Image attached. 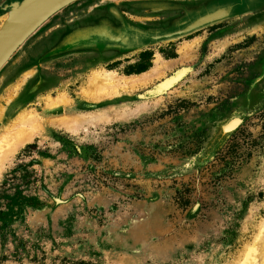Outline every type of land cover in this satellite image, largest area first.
<instances>
[{
  "label": "rangeland",
  "instance_id": "rangeland-1",
  "mask_svg": "<svg viewBox=\"0 0 264 264\" xmlns=\"http://www.w3.org/2000/svg\"><path fill=\"white\" fill-rule=\"evenodd\" d=\"M20 1L0 0V25ZM262 4L76 0L38 26L0 68V124L22 108L45 115L57 93L101 108L79 96L92 69L129 75L157 52L175 64L109 101L125 119L50 126L15 153L0 175V264H229L264 217ZM217 7L228 15L165 37ZM184 39L197 40L183 59ZM128 218L148 222L133 263L102 239Z\"/></svg>",
  "mask_w": 264,
  "mask_h": 264
},
{
  "label": "bare ground",
  "instance_id": "bare-ground-1",
  "mask_svg": "<svg viewBox=\"0 0 264 264\" xmlns=\"http://www.w3.org/2000/svg\"><path fill=\"white\" fill-rule=\"evenodd\" d=\"M196 40L184 39L182 41L177 48V53L181 55V58L187 57ZM174 64L175 59H165L157 52L152 60V65L140 73L121 75L113 69L101 67L92 69L85 80L84 86H81L82 88L79 90V96L87 103L101 106V108L94 111H76L73 105L74 100L66 93H57L55 96L48 95L46 97L44 109L47 113L45 115L37 113L34 109L22 108L15 119L11 120V123L0 124V175L6 164L11 162L15 153L23 145L30 142L37 135H45L50 126H58L75 132L84 123L92 125L114 116L117 119H125L129 115H127V107L125 109L123 107L114 108L109 105V101L119 96L123 91L134 90L159 78L164 75L165 70L171 68ZM9 88L11 89V87ZM85 124L84 126H86ZM147 219L146 217L145 220ZM137 220L127 219L128 232L125 234L114 232L113 227H108L111 233L110 237L105 238V236H102L105 241L111 239L108 240L107 244L112 245L117 253H123L124 258L128 261L131 260V263L145 254L140 244L143 237L146 238L143 236V231L147 230L148 222ZM255 228L250 239L243 240L244 242L236 250L235 255L229 261L230 263L228 262L229 264H264V217H260ZM105 241H102V244ZM153 251L147 253L159 260H164L169 255L166 249H155Z\"/></svg>",
  "mask_w": 264,
  "mask_h": 264
},
{
  "label": "water",
  "instance_id": "water-1",
  "mask_svg": "<svg viewBox=\"0 0 264 264\" xmlns=\"http://www.w3.org/2000/svg\"><path fill=\"white\" fill-rule=\"evenodd\" d=\"M74 1L76 0H21L14 6L0 25V68L38 26L53 13ZM228 13L229 8L225 7L209 10L183 28L166 34L165 37L172 38L190 33L206 24L223 19ZM180 76L181 73L164 79L153 90L148 91V94L156 95L164 91ZM169 79L170 81H167Z\"/></svg>",
  "mask_w": 264,
  "mask_h": 264
},
{
  "label": "trees",
  "instance_id": "trees-1",
  "mask_svg": "<svg viewBox=\"0 0 264 264\" xmlns=\"http://www.w3.org/2000/svg\"><path fill=\"white\" fill-rule=\"evenodd\" d=\"M146 69H147V67L145 65H141L138 68H136L135 70H128L127 71V74H130V73H140L142 71H145Z\"/></svg>",
  "mask_w": 264,
  "mask_h": 264
},
{
  "label": "flooded vegetation",
  "instance_id": "flooded-vegetation-1",
  "mask_svg": "<svg viewBox=\"0 0 264 264\" xmlns=\"http://www.w3.org/2000/svg\"><path fill=\"white\" fill-rule=\"evenodd\" d=\"M262 5H264V4H262ZM85 24H89L88 22H85ZM141 55H143V54H141ZM237 122V120L235 119V120H233L232 121V125H234L235 123Z\"/></svg>",
  "mask_w": 264,
  "mask_h": 264
}]
</instances>
